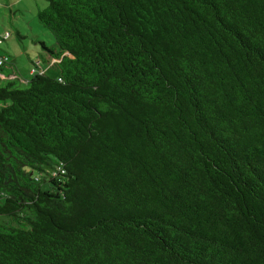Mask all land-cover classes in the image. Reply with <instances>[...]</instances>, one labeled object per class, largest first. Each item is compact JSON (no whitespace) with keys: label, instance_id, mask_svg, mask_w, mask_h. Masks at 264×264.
<instances>
[{"label":"trees","instance_id":"obj_1","mask_svg":"<svg viewBox=\"0 0 264 264\" xmlns=\"http://www.w3.org/2000/svg\"><path fill=\"white\" fill-rule=\"evenodd\" d=\"M45 1L59 77L0 79V264H264V0Z\"/></svg>","mask_w":264,"mask_h":264},{"label":"rangeland","instance_id":"obj_2","mask_svg":"<svg viewBox=\"0 0 264 264\" xmlns=\"http://www.w3.org/2000/svg\"><path fill=\"white\" fill-rule=\"evenodd\" d=\"M46 6L45 0H0V37L11 34L0 46V60L7 58L0 73L10 75L7 67L13 63L20 87L32 78L34 68L52 78L60 74L42 45L55 47L51 32L38 22L37 12ZM7 220L0 216L1 224Z\"/></svg>","mask_w":264,"mask_h":264},{"label":"crops","instance_id":"obj_3","mask_svg":"<svg viewBox=\"0 0 264 264\" xmlns=\"http://www.w3.org/2000/svg\"><path fill=\"white\" fill-rule=\"evenodd\" d=\"M51 58V57H50ZM33 63H35L34 61H33ZM52 63H53V66H54V64H55V61L54 60H52ZM36 64V63H35ZM15 67V66H14ZM31 74L33 73L34 74V72H33V70L30 72ZM17 74V73H16ZM14 76L13 75H11V77L10 78H13ZM5 78V75L4 74H1L0 73V79H4ZM27 83V81L25 82V84Z\"/></svg>","mask_w":264,"mask_h":264},{"label":"built area","instance_id":"obj_4","mask_svg":"<svg viewBox=\"0 0 264 264\" xmlns=\"http://www.w3.org/2000/svg\"><path fill=\"white\" fill-rule=\"evenodd\" d=\"M6 37H8V36L6 35ZM0 65H2V61H0Z\"/></svg>","mask_w":264,"mask_h":264}]
</instances>
